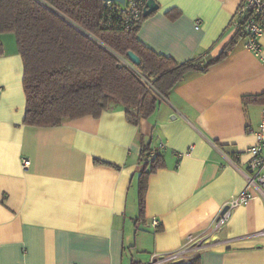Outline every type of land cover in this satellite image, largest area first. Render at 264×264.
Here are the masks:
<instances>
[{"label":"crops","instance_id":"crops-1","mask_svg":"<svg viewBox=\"0 0 264 264\" xmlns=\"http://www.w3.org/2000/svg\"><path fill=\"white\" fill-rule=\"evenodd\" d=\"M155 1L137 38L179 63L218 57L235 35L241 0ZM244 44L207 72L187 74L138 126L117 105L99 118L31 127L16 37L0 34V264H147L190 235L207 237L198 264H264L262 192L213 233L224 205L249 188L256 136L247 128L264 121V105L244 101L264 98V34L262 57ZM149 141L165 167L149 177L139 220L140 155Z\"/></svg>","mask_w":264,"mask_h":264},{"label":"trees","instance_id":"trees-1","mask_svg":"<svg viewBox=\"0 0 264 264\" xmlns=\"http://www.w3.org/2000/svg\"><path fill=\"white\" fill-rule=\"evenodd\" d=\"M145 19L127 28L103 0H0V34L15 35L24 62V124L55 127L65 120L99 118L121 105L127 121L138 126L187 74L207 72L241 39L236 33L218 57L179 63L137 38ZM129 51L140 58V66L129 61ZM244 101L264 105L263 97ZM140 163L139 220L145 216L149 177L165 167L150 141L142 142ZM198 263L197 255L177 264Z\"/></svg>","mask_w":264,"mask_h":264},{"label":"built area","instance_id":"built-area-1","mask_svg":"<svg viewBox=\"0 0 264 264\" xmlns=\"http://www.w3.org/2000/svg\"><path fill=\"white\" fill-rule=\"evenodd\" d=\"M148 0H125V5L106 2L110 7L112 15L116 20L121 21L125 27L138 25L143 17ZM198 25V24H197ZM231 30L241 35L244 40V47L257 57H262L261 38L264 34V0H241L239 7L234 13L231 23ZM248 132L254 133L256 143L248 149L251 158L248 162V172L246 173L249 185L248 189L238 197L228 201L223 210L214 220L213 233L220 232L229 221L235 208L246 205L254 197V191L258 190L264 194V121L255 130L251 124L248 125ZM178 158L182 154L177 155ZM30 166L29 159H23V169ZM152 226L157 228L160 223L154 218ZM264 235V231L260 233ZM208 244L207 237L204 235H190L184 245L177 251L157 255L153 254L147 264H177L190 260L204 249Z\"/></svg>","mask_w":264,"mask_h":264},{"label":"water","instance_id":"water-1","mask_svg":"<svg viewBox=\"0 0 264 264\" xmlns=\"http://www.w3.org/2000/svg\"><path fill=\"white\" fill-rule=\"evenodd\" d=\"M105 3L106 2H112V3H117L122 6L125 5V0H103ZM159 8L158 4L156 3L155 0H148L146 8L144 10L143 16L148 17L151 15L153 12L157 11ZM127 56L129 58V61L136 67L141 65V60L140 58L132 51H129L127 53Z\"/></svg>","mask_w":264,"mask_h":264}]
</instances>
